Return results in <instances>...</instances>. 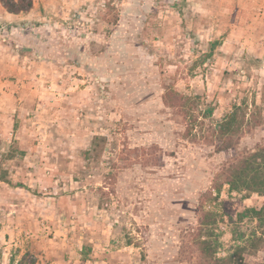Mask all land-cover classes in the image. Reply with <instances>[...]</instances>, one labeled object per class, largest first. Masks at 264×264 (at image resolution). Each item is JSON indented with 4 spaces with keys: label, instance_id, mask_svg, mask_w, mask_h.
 Listing matches in <instances>:
<instances>
[{
    "label": "rangeland",
    "instance_id": "obj_1",
    "mask_svg": "<svg viewBox=\"0 0 264 264\" xmlns=\"http://www.w3.org/2000/svg\"><path fill=\"white\" fill-rule=\"evenodd\" d=\"M242 3L239 25L218 0L0 19V264H264V215L238 217L264 197L235 177L264 149V2Z\"/></svg>",
    "mask_w": 264,
    "mask_h": 264
},
{
    "label": "trees",
    "instance_id": "obj_2",
    "mask_svg": "<svg viewBox=\"0 0 264 264\" xmlns=\"http://www.w3.org/2000/svg\"><path fill=\"white\" fill-rule=\"evenodd\" d=\"M0 3L2 7L11 14L26 13L30 11L33 7V0H0ZM196 100L197 103H200L204 100V97H197ZM187 101H190L188 97L182 96L175 91H167L163 96V102L165 105L170 106L172 108H178L180 110L183 109ZM207 111L208 110H206V112ZM211 111L212 110L207 112V114L211 113ZM227 119L221 124V126H219V132H222L221 129L225 128V126H228L230 124L229 122H231L232 119ZM105 142V137L94 136L90 141L89 149H87L85 152V156L90 157L92 154L98 152V150H100V148L102 147V144H105ZM241 159L242 160L240 161L243 163L242 171L240 173L238 172L235 177L240 180V183L242 185H246L245 187H247V190L253 193H257L264 197V164H262V162L264 161V149L260 148L255 152L246 154L244 157L241 156ZM225 172H227V169L225 170ZM245 177H249L250 181L244 182ZM223 184H228L230 189L238 188L234 178H232L231 181L230 179H226L224 182H222V185ZM219 187L220 185L214 186V189L217 190ZM262 215H264V206L261 207L260 210H257L256 208H245L244 211L238 215V217L240 219H243L245 217L260 219ZM213 264H232V261L231 258H225Z\"/></svg>",
    "mask_w": 264,
    "mask_h": 264
},
{
    "label": "crops",
    "instance_id": "obj_3",
    "mask_svg": "<svg viewBox=\"0 0 264 264\" xmlns=\"http://www.w3.org/2000/svg\"><path fill=\"white\" fill-rule=\"evenodd\" d=\"M218 1L222 2L221 6H222L223 9L228 10V12H231L232 14L236 12L235 16H237V18H238V21H236V23H237V25H239L240 24V21H239L240 12H241L242 9L249 8V5H246L245 3H242V0H218ZM262 1L264 2V0H262ZM202 7L206 8V5L203 4ZM33 12H35V11L32 8L30 11H28L26 13L11 14V13L7 12L2 7V5L0 3V19L2 20V22L5 21L6 23H9V24L12 23V22L18 21V20L28 19V17H30V15H32ZM41 14H43V13H41ZM200 30L201 31H203V30L209 31V27H207L206 29H205V27H202ZM240 30H241L240 27H236L232 31H234V32L236 31L237 32V31H240Z\"/></svg>",
    "mask_w": 264,
    "mask_h": 264
}]
</instances>
